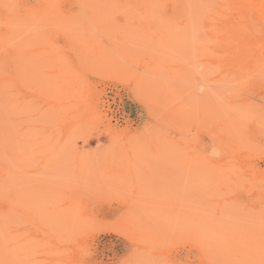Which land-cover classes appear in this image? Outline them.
<instances>
[{"label": "rangeland", "instance_id": "obj_1", "mask_svg": "<svg viewBox=\"0 0 264 264\" xmlns=\"http://www.w3.org/2000/svg\"><path fill=\"white\" fill-rule=\"evenodd\" d=\"M116 1L0 0V264H264V0Z\"/></svg>", "mask_w": 264, "mask_h": 264}, {"label": "bare ground", "instance_id": "obj_2", "mask_svg": "<svg viewBox=\"0 0 264 264\" xmlns=\"http://www.w3.org/2000/svg\"><path fill=\"white\" fill-rule=\"evenodd\" d=\"M83 1L85 2L86 0H82V2H83ZM114 1H116V0H114ZM152 1H153V0H152ZM168 1H169V0H168ZM172 1L174 2V0H172ZM203 1H204V2H205V1L208 2V0H203ZM224 1H226V0H223V3H224ZM230 1H231V2H229V3H231V4L236 3L235 0H230ZM237 1H239V0H237ZM243 1H244V0H243ZM246 1L248 2V6H246V7H248L249 10L251 9V7L257 5V3L255 4V1H256V0H246ZM47 2H49V1H47ZM88 2H89V1H88ZM94 2H95V0H94ZM97 2H98V1H97ZM103 2H104V1H103ZM105 2H106V1H105ZM116 2H117V1H116ZM116 2H115V3H116ZM153 2H155V1H153ZM169 2H170V1H169ZM175 2H176V1H175ZM177 2H179V1H177ZM191 2H192V1H191ZM240 2H241V1H240ZM262 2H263V0H260V3H262ZM85 3H86V2H85ZM99 3H101V2H99ZM99 3H98V4H99ZM109 3H110V2H109ZM141 3H142V2H141ZM185 3H186V2H185ZM47 4H48V3H47ZM83 4H84V3H83ZM87 4H88V5H87ZM94 4H95V3H94ZM112 4H113V3H112ZM174 4H175V3H174ZM180 4H181V3H180ZM182 4H184V3H182ZM182 4H181V5H182ZM186 4H187V3H186ZM186 4H184V5H186ZM198 4H199V3H198ZM200 4H201V3H200ZM204 4H205V3H204ZM204 4H202V6H204ZM231 4H230V5H228V4H224V5H226V7H227V5H228L230 8H232V7H231ZM86 5H87V7H88V6H89V3H86ZM99 5H100V4H99ZM101 5H102V4H101ZM101 5H100V6H101ZM110 5H111V4H110ZM187 5H188V4H187ZM192 5H193V4H192ZM192 5H191V6H192ZM262 5H263V3H262ZM44 6H45V5H44ZM48 6H49V5H48ZM92 6H93V5H92ZM107 6H108V5H107ZM193 6H194V5H193ZM205 6H206V4H205ZM216 6H217V5H216ZM232 6H233L234 8L236 7L234 4H233ZM80 7H81V6H80ZM83 7L85 8V4H84ZM89 7H90V6H89ZM94 7H95V6H94ZM105 7H106V6H105ZM111 7H112V6H111ZM214 7H215V6H214ZM218 7H220V6H218ZM229 7H227V8L229 9ZM243 7H244V6H243ZM57 8H58V7H57ZM84 8H83V9H84ZM90 8H91V7H90ZM90 8H89V9H90ZM101 8H102V7H101ZM143 8H144V7H143ZM191 8H192V7H191ZM220 8L222 9L223 7H220ZM224 8H225V6H224ZM109 9H110V8H109ZM188 9H189V8H188V6H187V8H186L185 10H188ZM196 9H197V8H196ZM215 9H216V8H215ZM245 9H246V8H245ZM259 9H260V14H261V11H262V7H261V5H260V8H259ZM86 10H87V9H86ZM111 10H112V9H111ZM170 10L172 11V9H170ZM197 10H198V9H197ZM222 10H223V9H222ZM108 11H109V10H108ZM195 11H196V10H195ZM204 11H205V10H204ZM204 11H202V12H204ZM206 11H207V10H206ZM223 11H224V10H223ZM253 11H255V10H254V7H253L252 12H253ZM193 12H194V11H193ZM193 12H192L191 14H193ZM196 12H197V11H196ZM200 12H201V11H200ZM233 14H234V13H233ZM235 14H236V13H235ZM25 15H26V14H25ZM262 15H264V12H263ZM262 15H261V16H262ZM41 16H42V15H41ZM221 16H222V15H221ZM223 16H224V15H223ZM207 17H208V16H207ZM213 17H214V16H213ZM215 17H217V16H215ZM215 17H214V18H215ZM219 17H220V16H219ZM93 18H94V16H93ZM209 18H211V17H209ZM217 18H218V17H217ZM183 20L185 21L186 19H183ZM260 20H261V19H260ZM23 21H24V20H23ZM29 21H30V19H29ZM31 21H32V20H31ZM31 21H30V22H31ZM38 22H39V21H38ZM263 22H264V21H263ZM253 23H255V22H252L251 24L253 25ZM257 23H258V22H257ZM146 24H147V23H146ZM218 24H219V23H218ZM236 24H239V23H234V24H232L231 27H233V26L235 27ZM260 24H261V23H259V26H260ZM249 25H250V24H249ZM257 25H258V24H257ZM31 26H32V25H31ZM38 26H39V25H38ZM103 26H104V25H103ZM237 26H238L239 28H240V27H243L242 24H241V25H237ZM254 26H255V24H254ZM254 26H253V29L255 28ZM30 28H31V27H30ZM260 28H261V27H260ZM233 29H234V28H233ZM262 29H263V28H262ZM220 30H222V29H220ZM224 30H225V29H224ZM224 30H222V31H224ZM251 30H252V29H251ZM226 31H227V30H226ZM226 31H225V32H226ZM228 31H229V30H228ZM231 31H232V30H230V32H231ZM240 31H241V30H240ZM256 31H257V30H256ZM259 31H261V30H259ZM210 32H211V31H210ZM236 32H237V31H236ZM241 32H242V31H241ZM252 32H253V31H252ZM222 33H223V32H222ZM222 33H221V34H222ZM237 33H239V32H237ZM254 33H255V32H254ZM214 34H215V33H214ZM214 34H213V35H214ZM219 34H220V32H219ZM225 34H226V33H225ZM225 34H224V35H225ZM227 34H228V33H227ZM227 34H226V35H227ZM231 34H232V33H231ZM239 34H240V33H239ZM257 34H258V33H257ZM216 35H217V34H216ZM226 35H225V37H226ZM259 36H260V35H259ZM30 37H31V36H30ZM63 37H64V36H63ZM26 38H27V37H26ZM64 38H65V37H64ZM216 39H217V38H216ZM222 39H225V40H226V38H222ZM232 39H233V38H232ZM236 40H237V39H236ZM73 41H74V40H73ZM76 41H77V40H76ZM226 41H228V40H226ZM233 41H234V40H233ZM240 42H241V40H240ZM250 42H251V41H250ZM255 42H256V41H255ZM230 43H231V41H230ZM234 43H236V42H234ZM221 44H222V43H221ZM236 44H237V43H236ZM263 44H264V43H263ZM38 45H39V44H38ZM247 45H248V44H247ZM260 45H261V44H260ZM252 46H253V45H252ZM253 47H254V46H253ZM253 47H252V49H254L256 46H255L254 48H253ZM223 48H224V47H223ZM236 48H237V47H236ZM259 48H261V47H259ZM262 48H263V47H262ZM98 49H99V48H98ZM263 49H264V48H263ZM96 50H97V49H96ZM228 50H229V48H228ZM230 50H231V49H230ZM230 50H229V51H230ZM261 50H262V49H261ZM261 50H260V51H261ZM47 51H48V50H47ZM223 51H224V50H223ZM238 51H240V50H238ZM37 52H38V51H37ZM243 52H244V51H243ZM246 52H247V51H246ZM262 52H263V51H262ZM251 53H253V52H251ZM256 53H257V52H256ZM225 54H226V53H225ZM229 54H231V53H229ZM235 54H236L235 56H237V53H235ZM241 54H242V53H241ZM249 54H250V53H249ZM254 54H255V53H254ZM258 54H259V52H258ZM260 55H261V54H260ZM67 56H68V55H67ZM224 56H226V55H224ZM227 56H228V55H227ZM230 56H231V55H230ZM250 56H251V55H250ZM256 56H258V55L256 54ZM261 56H262V55H261ZM44 57H45V56H44ZM240 57H241V56H240ZM42 58H43V57H42ZM243 59H244V58H243ZM246 59H247V58H246ZM250 59H251V58H250ZM256 59H257V58H256ZM262 61H263V60H262ZM262 61H261V62H262ZM91 62H92V61H91ZM91 62H90V64H89L90 66H91ZM237 62H239V61H237ZM240 62H241V61H240ZM250 62H251V61H250ZM257 62H258V61H257ZM263 62H264V61H263ZM243 63H244V62H243ZM244 64H246V63H244ZM257 64H258V63H257ZM238 65H240V64L238 63ZM252 65H253V64H252ZM255 65H256V64H255ZM254 68H255V67H254ZM182 69H183V68H182ZM235 69H237V68H235ZM240 69H242L243 71L246 70V69H243V68H240ZM240 69H239V70H240ZM256 71L258 72V71H259V68H258ZM237 72H238V69H237ZM241 72H242V71H241ZM60 73H61V72H60ZM63 73H64V72H63ZM239 74H240V72H239ZM149 95H150V94H149ZM145 100H146V99H145ZM146 101H147V100H146ZM144 102H145V101H144ZM172 115H173V114H172ZM173 118L175 119V117H173ZM198 127H200V126L198 125ZM201 128H202V127H201ZM194 129H195V128H194ZM199 129H200V128H199ZM203 132H204V131H203ZM1 136H2V135H1ZM1 136H0V137H1ZM18 139H19V138H18ZM183 141H184V140H183ZM23 142H24V141H23ZM186 142H187V141H186ZM216 142L218 143V141H216ZM232 143H233V142H232ZM16 144H17V143H16ZM183 144H184V143H183ZM215 144H216V143H215ZM10 145H11V144H10ZM217 145H218V144H217ZM217 145H216V146H217ZM239 145H240V144H239ZM214 146H215V145H214ZM11 147H12V146H11ZM157 147H158V146H157ZM212 147H213V145H212ZM171 148H172V147H171ZM216 148H217V147H216ZM159 149H160V148H159ZM217 149H218V148H217ZM154 150H155V149H154ZM173 150H174V149H173ZM238 150H239V149H238ZM158 151H159V150H158ZM23 152H24V151H23ZM29 152H30V151H29ZM29 152H27V153H29ZM168 152H169V151H168ZM18 153H19V152H18ZM162 153H163V152H162ZM166 153H167V152H166ZM12 154H13V153H12ZM14 154H15V153H14ZM19 154H20V153H19ZM19 154H18V155H19ZM24 154H25V153H24ZM24 154H22V155H24ZM176 154H177V153H176ZM193 154H194V153H193ZM25 155H26V154H25ZM10 157H11V156H10ZM163 157H164V156H163ZM164 158H165V157H164ZM203 158H204V157H203ZM17 159H18V158H17ZM199 160H200V159H199ZM204 160H205V159H204ZM5 172H6V171H5ZM6 173H7V172H6ZM199 176H200V174H199ZM191 195H192V194H191ZM9 200H10V199H9ZM195 200H196V199H195ZM9 203H10V202H9ZM17 203H18V202H17ZM17 203H16V204H17ZM18 205H19V204H18ZM18 205H17V206H18ZM13 206H14V205H13ZM13 206H11V207H13ZM17 206H16V207H17ZM14 207H15V206H14ZM165 208H166V207H165ZM11 209H12V208H11ZM11 209H10V212H11ZM163 209H164V208H163ZM166 209H167V208H166ZM12 210H14V209H12ZM165 211H166V210H165ZM169 211H170V210H169ZM2 212H3V211H2ZM2 212H1V213H2ZM13 212H14V211H13ZM21 212H22V211H21ZM134 212H135V211H134ZM15 213H16V212H15ZM3 214H4V213H3ZM11 214H12V213H11ZM13 214H14V213H13ZM156 214H157V213H156ZM16 215H17V214H16ZM5 216H6V215H5ZM7 216H8V215H7ZM7 216H6V219H7ZM152 216H153V215H152ZM1 217H3V216H1ZM13 217H14V216H13ZM10 218H11V217H10ZM6 219H5V220H6ZM8 219H9V218H8ZM2 220H3V218H2ZM6 221H8V220H6ZM0 222H1V220H0ZM5 224H6V222H5ZM2 227H3V226H2ZM2 227H0V229H2ZM8 227H9V226H8ZM204 232H205V231H204ZM204 232H203V233H204ZM0 233H1V231H0ZM14 234H15V233H14ZM0 235H1L0 237L3 236L2 234H0ZM17 235H18V234H17ZM5 236H6V235H5ZM7 236H10V235H8V233H7ZM154 237H155V236H154ZM9 238H10V237H9ZM3 239H4V237H3ZM10 239H11V238H10ZM196 239H197V237H196ZM0 240H2V238H0ZM5 240H8L7 237H6ZM5 240H4V241H5ZM2 241H3V240H2ZM2 241H0V242H2ZM20 243H21V242H20ZM11 244H12V243H11ZM13 244H14V243H13ZM13 244H12V247H13ZM15 244H16V243H15ZM5 245H6V244H5ZM17 245H18V244H16L15 247H16ZM15 247H13V248H15ZM3 248H4V247H3ZM3 248H2V249H3ZM5 248H7V247H5ZM9 248H10V247H9ZM9 248H8L7 250H9ZM11 249H12V248H11ZM4 250H6V249H4ZM3 252H5V251H3ZM6 252H7V251H6ZM207 259H208V258H207Z\"/></svg>", "mask_w": 264, "mask_h": 264}]
</instances>
